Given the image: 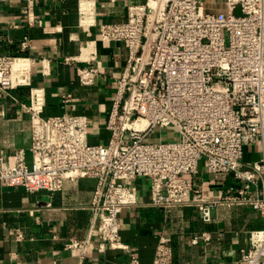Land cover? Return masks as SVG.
<instances>
[{
	"label": "built area",
	"instance_id": "built-area-1",
	"mask_svg": "<svg viewBox=\"0 0 264 264\" xmlns=\"http://www.w3.org/2000/svg\"><path fill=\"white\" fill-rule=\"evenodd\" d=\"M40 1L25 0L30 11ZM151 1L130 6L126 22L100 29L103 41L128 48L125 71L113 82L109 141L90 143L86 116L42 118V96L32 90L25 108L36 121L31 147L0 154V182L30 193H55L66 181L96 179L91 234L69 244L82 257L92 238L101 253L122 246L119 215L139 205L129 184L137 178L149 179L148 205L154 208H197L209 223L220 206L246 205L264 219V152L249 168L243 164L244 149L264 140V0H218L212 11L204 0H165L154 8ZM27 61L0 54L1 92L30 86ZM99 74L95 61L77 71L84 87ZM165 131L173 140H164ZM202 164L209 174L232 175L240 185L208 198L191 180ZM251 238L245 264H264V229ZM201 239L211 236L202 233L193 242ZM172 262L173 250L162 238L151 264ZM127 264L142 263L133 255Z\"/></svg>",
	"mask_w": 264,
	"mask_h": 264
},
{
	"label": "crops",
	"instance_id": "crops-1",
	"mask_svg": "<svg viewBox=\"0 0 264 264\" xmlns=\"http://www.w3.org/2000/svg\"><path fill=\"white\" fill-rule=\"evenodd\" d=\"M147 2L44 0L30 11L25 0H0V54L28 59L30 76V86L10 94L0 91V154L31 147L36 121L25 108L31 105L32 90L42 96V118L86 116L90 143L109 141L113 82L125 71L128 48L123 42L103 41L100 29L126 22L130 6ZM24 43L27 48L23 51ZM94 61L100 74L93 86L84 87L78 68ZM263 152L262 139L246 147L244 168L261 161ZM191 180L208 198L220 197L231 186L240 185L232 175L209 174L204 164ZM129 184L139 205L119 215L122 246L101 253L92 238L82 257L69 244L87 240L91 234L96 179L66 181L55 193H30L22 186L0 182V264H127L133 255L142 264H151L162 238L173 250L172 264H245L243 253L252 246V233L264 229L262 215L250 206H220L212 211L213 220L205 223L197 208L149 206V179L137 178ZM202 233H209L211 240L195 244L194 237Z\"/></svg>",
	"mask_w": 264,
	"mask_h": 264
},
{
	"label": "rangeland",
	"instance_id": "rangeland-1",
	"mask_svg": "<svg viewBox=\"0 0 264 264\" xmlns=\"http://www.w3.org/2000/svg\"><path fill=\"white\" fill-rule=\"evenodd\" d=\"M218 0H204L205 7L207 11H212L213 8H215V4ZM220 1V0H219ZM222 1V0H221ZM220 1V2H221ZM218 9V8H217ZM169 132V133H168ZM170 131H165V133L161 134L164 138V140L171 141L173 140L172 135L170 134ZM160 135V132L158 130L155 131L154 137L158 138Z\"/></svg>",
	"mask_w": 264,
	"mask_h": 264
},
{
	"label": "bare ground",
	"instance_id": "bare-ground-1",
	"mask_svg": "<svg viewBox=\"0 0 264 264\" xmlns=\"http://www.w3.org/2000/svg\"><path fill=\"white\" fill-rule=\"evenodd\" d=\"M164 1L165 0H152L150 4L154 8L160 6V4L163 3Z\"/></svg>",
	"mask_w": 264,
	"mask_h": 264
},
{
	"label": "water",
	"instance_id": "water-1",
	"mask_svg": "<svg viewBox=\"0 0 264 264\" xmlns=\"http://www.w3.org/2000/svg\"><path fill=\"white\" fill-rule=\"evenodd\" d=\"M236 14H237L238 16L241 15V12H240L239 9L236 11Z\"/></svg>",
	"mask_w": 264,
	"mask_h": 264
}]
</instances>
